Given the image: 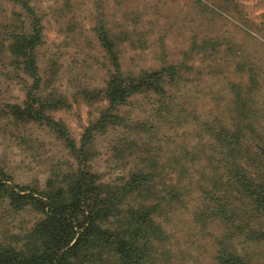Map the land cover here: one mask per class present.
Masks as SVG:
<instances>
[{
	"label": "trees",
	"instance_id": "obj_1",
	"mask_svg": "<svg viewBox=\"0 0 264 264\" xmlns=\"http://www.w3.org/2000/svg\"><path fill=\"white\" fill-rule=\"evenodd\" d=\"M197 1L215 11L217 4ZM220 1L232 4V0ZM41 22L32 0H0V53L15 60L30 80L23 103L7 105L6 114L23 124L44 127L65 149L68 165L52 172L43 188L17 184L0 165V212L37 216L27 228L14 232L0 228V264H186L197 260L194 241L175 251L171 243L170 226L182 213H188V223L199 235L209 224L224 226L222 235L214 239L213 264H252L230 245L235 239L264 243V128L260 131L258 123L263 115L247 103L258 89L254 71L246 70L248 63L234 61L233 71L248 75L245 83L228 85L234 114L228 123L214 117L199 124L203 141L192 154L187 149L176 153L173 179L162 172L166 164L159 168L156 157H140L141 151L148 154L143 148L136 151L138 163L126 175L103 181L90 165L96 155V136L123 127L125 119L118 109L139 95L154 97V104L160 105L158 117L163 118L162 111L171 104V88L181 79V65L124 73L116 37L98 21L93 31L110 68L104 88L90 94L95 99L94 92L102 93L106 107L76 142L65 124L52 117L66 103L61 98L53 100L51 91L46 93L49 87L40 75ZM206 42L194 40L191 49ZM134 124L136 131H154L149 121ZM199 154L201 175L194 182L196 189H187L193 180L190 168Z\"/></svg>",
	"mask_w": 264,
	"mask_h": 264
},
{
	"label": "rangeland",
	"instance_id": "obj_2",
	"mask_svg": "<svg viewBox=\"0 0 264 264\" xmlns=\"http://www.w3.org/2000/svg\"><path fill=\"white\" fill-rule=\"evenodd\" d=\"M210 3L217 4L215 11L197 0H32L43 26V44L37 50L40 75L49 87L46 93L51 91L53 100L61 98L66 103L52 117L65 124L76 142L106 107L102 93H96L104 88L110 68L93 31L98 21L116 37L124 73L181 65V79L171 88V104L162 111L163 118L158 117L160 105L154 104V97L139 95L118 109L125 119L123 127L96 136V155L90 165L103 181L126 175L138 163L136 151L143 148L148 154L141 151L140 157H156L159 168L166 164L162 172L173 179L176 153L187 149L192 154L194 146L203 141L199 124L214 117L228 123L234 114L228 85L245 83L248 77L246 72L233 71L234 61L248 63L246 70L250 68L256 75L258 89L247 103L262 112L263 118L258 113L257 118L264 126V0H232L231 6L220 0L205 2ZM222 5L225 7L219 9ZM194 40L207 42L191 49ZM28 82L19 64L0 53V165L17 184L43 188L52 172L67 167L68 157L59 140L44 127L23 124L6 114L7 105L23 103ZM93 90L95 99L90 94ZM136 121H149L154 131H136ZM199 156L190 168L193 180L187 189H196L194 182L201 175ZM186 179L182 180L185 186ZM36 219L29 212L11 215L2 210L0 228L14 232ZM188 221V213L174 219L172 249L194 241L197 260L186 264H213L214 239L222 235L224 226L209 224L199 235ZM231 244L252 264H264V243L235 239Z\"/></svg>",
	"mask_w": 264,
	"mask_h": 264
}]
</instances>
